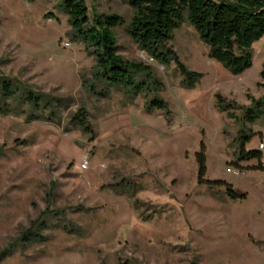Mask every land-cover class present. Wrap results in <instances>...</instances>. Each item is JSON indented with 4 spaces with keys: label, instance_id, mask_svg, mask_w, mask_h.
I'll use <instances>...</instances> for the list:
<instances>
[{
    "label": "rangeland",
    "instance_id": "obj_1",
    "mask_svg": "<svg viewBox=\"0 0 264 264\" xmlns=\"http://www.w3.org/2000/svg\"><path fill=\"white\" fill-rule=\"evenodd\" d=\"M85 1L89 17L122 18L118 54L152 78L135 95L90 93L94 59L59 1L0 0V264H264V170L238 159L243 145L264 165V112L242 120L263 96L264 38L233 76L184 21L168 45L200 75L187 86L175 63L150 61L131 41V7ZM27 91L49 105L34 111ZM80 109L91 133L73 122ZM199 154L204 179L245 197L199 182Z\"/></svg>",
    "mask_w": 264,
    "mask_h": 264
},
{
    "label": "trees",
    "instance_id": "obj_2",
    "mask_svg": "<svg viewBox=\"0 0 264 264\" xmlns=\"http://www.w3.org/2000/svg\"><path fill=\"white\" fill-rule=\"evenodd\" d=\"M59 8L68 18L73 38L83 44L84 49L93 57V80L87 89L90 93L106 97L108 88L116 87L126 93L137 94L142 89L145 79H151L150 67L142 63L127 62L118 54L112 29L123 22L115 14L94 13L88 15L85 0H58ZM133 10V16L127 28L131 41L153 61L164 65L171 62L187 79V86L199 78V74L189 72L179 61L173 49L168 45L172 33L186 21L197 32L200 41L208 47L209 58L219 62L233 76L242 74L252 65L251 47L264 38V0H121ZM264 80V70L260 74ZM85 80L82 81L83 86ZM96 84L101 85L97 90ZM5 91L9 84L3 85ZM86 86V85H85ZM263 96L259 101L252 99L253 108L244 109L242 120L251 123L264 112V83H260ZM12 97V94H8ZM26 103L33 104L34 111L45 104L44 97L25 93ZM220 107L226 100L216 95ZM151 104L159 107L164 103L153 99ZM228 104L224 110L231 108ZM73 122L85 132L91 133L87 122V112L80 109L73 117ZM258 159L253 169L264 170L260 162L259 151H245L243 145L238 152L239 160ZM198 181L223 188L231 199L245 197L222 180H206L205 164L202 154L197 158Z\"/></svg>",
    "mask_w": 264,
    "mask_h": 264
},
{
    "label": "built area",
    "instance_id": "obj_3",
    "mask_svg": "<svg viewBox=\"0 0 264 264\" xmlns=\"http://www.w3.org/2000/svg\"><path fill=\"white\" fill-rule=\"evenodd\" d=\"M149 59H150V61H153L151 58H149ZM262 148H263V145H260V149H262ZM87 164H88L87 160H83V162L80 165L81 169L85 170L87 168Z\"/></svg>",
    "mask_w": 264,
    "mask_h": 264
}]
</instances>
